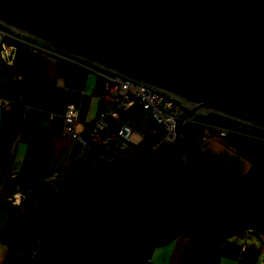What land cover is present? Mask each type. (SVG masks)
I'll return each instance as SVG.
<instances>
[{"label":"water","instance_id":"water-1","mask_svg":"<svg viewBox=\"0 0 264 264\" xmlns=\"http://www.w3.org/2000/svg\"><path fill=\"white\" fill-rule=\"evenodd\" d=\"M0 26L192 105L157 159L65 211V261L91 252L106 263L187 217L264 234V188L253 182L264 154L240 148L253 165L240 180L180 132L202 111L264 131V0H0Z\"/></svg>","mask_w":264,"mask_h":264},{"label":"crops","instance_id":"crops-1","mask_svg":"<svg viewBox=\"0 0 264 264\" xmlns=\"http://www.w3.org/2000/svg\"><path fill=\"white\" fill-rule=\"evenodd\" d=\"M3 49L0 53V102L5 104L4 108L0 104V264L10 256L9 244L17 239L15 226L22 212V204L11 198L19 193L24 200L54 169H58L62 178L82 155L83 148L62 134V113L69 106L75 108V129L81 132L85 124L96 118L101 104H109L106 97L98 100L102 83L87 67L42 53L26 43L8 41ZM115 125L110 120L109 129L102 134H114ZM84 137L93 150L104 146L105 141L100 137L87 134ZM140 137L144 136L133 132L131 145H136ZM193 231V224H183L174 239L152 248L148 260L142 264H200L202 247L207 243L212 252L210 264H264V234L252 227L233 231L222 240H218L221 229L217 233L210 230L194 233L199 257L187 262ZM18 257L22 263L23 256L18 254Z\"/></svg>","mask_w":264,"mask_h":264},{"label":"trees","instance_id":"trees-1","mask_svg":"<svg viewBox=\"0 0 264 264\" xmlns=\"http://www.w3.org/2000/svg\"><path fill=\"white\" fill-rule=\"evenodd\" d=\"M157 135L154 133L148 137H143L133 145L130 151L114 150L100 147L99 151L91 149L73 163L69 170L74 167L80 171V166L84 170L80 176L73 178L65 174L58 181L48 184V187L39 184V188L31 194L26 195L25 201L22 202V212L16 228L17 239L9 244L10 256L5 259L4 264H22L18 257H30L32 264H59L58 257L60 252L65 250L66 242L63 234V217L66 210L90 199L92 195L103 192L115 182L123 178H131L139 170L145 160L147 150L153 145ZM191 144L194 143L191 139ZM105 146V145H104ZM95 152V154H94ZM92 154V155H90ZM90 155V156H89ZM89 158H88V157ZM87 158L86 160H84ZM36 218L43 222L44 238L40 249H36L37 238L39 237L40 228L37 226ZM191 223L194 225V231L191 233L189 252L187 262L198 260L199 252L196 248L195 234L202 230L216 231V227L207 219L187 217L161 241L144 242L134 247H123L116 250L114 255L108 259L106 264H142L148 260L152 248L161 246L170 239H174L183 224ZM238 229H229L220 232L218 240L230 236L233 231L248 229L249 225L235 226ZM8 231V230H7ZM11 232V231H9ZM8 232V233H9ZM258 232V231H257ZM90 258L83 264H94L92 257L94 253L86 252ZM87 254V255H88ZM91 259V260H89ZM104 264V263H103ZM195 264V263H194Z\"/></svg>","mask_w":264,"mask_h":264},{"label":"rangeland","instance_id":"rangeland-1","mask_svg":"<svg viewBox=\"0 0 264 264\" xmlns=\"http://www.w3.org/2000/svg\"><path fill=\"white\" fill-rule=\"evenodd\" d=\"M0 30L4 31H10L7 28L0 26ZM14 39L16 40H22L27 42L28 44H36V42L32 39H28V37L20 36L17 34H11ZM11 42H17L11 39ZM60 53V52H59ZM62 54V53H61ZM65 55V54H64ZM93 67V66H90ZM94 68V67H93ZM109 101V100H108ZM178 105V104H177ZM180 106V105H178ZM179 111V114H183L186 112V110L181 111L182 108L177 109ZM121 121L126 124L127 127H130L133 132L136 134L141 135L142 137H148L149 135L153 133H157V128L153 126V123L148 119L147 115L144 113L139 112L137 109H131L128 112H125L124 114L120 115ZM177 119V118H176ZM181 138L183 140L189 142L191 144L192 140L194 143L192 144L198 152H200L204 157H206L208 160L211 161V163L223 166L228 170L233 177H236L241 180V178H244L246 175L250 174V172L253 169L252 165V159L245 154L242 150H240L241 147L249 148L253 151L260 152L264 154V131L259 130L256 128H251V126L244 125L241 123H238L234 120L223 118L222 116H218L215 114H210L208 112H198L197 114H194L193 118L189 122H184L181 127ZM92 136L100 137L101 139H104V145H99L97 149L92 150L93 151H99V147H105L106 149L114 150V153L119 151L120 149L128 150L132 148V145H126L122 143L119 138L111 133H94ZM158 137V136H157ZM157 141V138H155V141ZM152 148V147H151ZM90 149L89 144L86 146H83L82 149V156L85 157L84 153L85 151L88 152ZM185 157L182 159L179 166L185 168V164L188 163V161L191 159V153L188 151H185ZM95 154V152H94ZM146 157L144 160V163L140 169L137 170V172L134 174H138L142 168H144V165H147L148 163L152 162L153 160L157 159V157L160 155L159 153L148 152L145 153ZM92 155V154H90ZM89 155V156H90ZM88 157V156H87ZM89 158V157H88ZM85 158L84 160H86ZM83 168V166H80L79 168ZM77 168V167H76ZM76 168L72 167L69 172L67 173L69 176H73V178H77L81 175V173L84 171H76ZM78 169V168H77ZM132 175V176H134ZM253 182L254 185L264 188V162H262L255 174L253 176ZM48 187V185H46ZM87 200V199H86ZM75 207V206H73ZM72 207V208H73ZM71 209V208H70ZM37 226L40 228L39 231V237L37 238L36 242V249H40L43 238H44V230H43V222L36 218ZM65 223V222H63ZM220 229L216 227V232H219ZM63 234L66 247L65 250L60 252L61 254L58 257V263L59 264H83L84 261H86L88 258H90L88 253H83L78 258L77 257H71L70 259L64 258L65 251L68 247V239L67 237V226L63 224ZM206 234H210L209 232H206ZM88 254V255H87ZM94 259V257H92ZM23 264H32V261L30 257H24L21 258ZM91 260V259H89ZM93 261V260H92ZM108 261V260H107ZM107 263V262H106ZM104 262V264H106Z\"/></svg>","mask_w":264,"mask_h":264},{"label":"built area","instance_id":"built-area-1","mask_svg":"<svg viewBox=\"0 0 264 264\" xmlns=\"http://www.w3.org/2000/svg\"><path fill=\"white\" fill-rule=\"evenodd\" d=\"M11 34H14L11 30H0V53L4 51L3 48L6 46V42H11V39H13L19 44L26 43L28 46L30 45L33 48L41 50L42 53L44 52L58 59H65L70 63L72 62L83 65L101 80L102 92L100 93L98 100L100 101L101 98L106 97V99L109 100V104H101V108L98 111L96 118L87 123V125L85 124L81 128V132L75 129L77 127L76 109L69 106L65 109V112L62 113V134L69 138L71 140L70 142L83 148V146L87 145L84 134H87L90 137H92L94 133L101 134V132L109 129V122L113 119L116 124L114 134L125 144V146H129L134 142L132 140L133 130L130 127H127L119 117L121 114H124L131 109H137L139 112L146 114L148 119L153 123V126L157 128V133H154L158 136L157 141L153 143L151 146L152 148L150 147L146 153L155 151L160 154V152L169 144L171 145L174 140V123L179 114L177 109L182 108L181 111L188 109L191 105L189 102L171 96L168 97L166 94L154 90V88L150 86L126 79L117 73H112L101 68L98 69V67L95 66H93L94 68L90 67L92 65L87 63L84 64V62L75 60L72 57L70 58V56L64 55L63 53L61 54L59 51L56 52V50L50 47L42 46V44H39L36 41V44L34 45L31 43L28 44L22 40H16ZM0 104L3 108L5 107L4 102H0ZM140 139L143 138L140 137ZM60 178L58 169H54L48 174V176L42 179L41 184L48 185L58 181ZM23 197L22 194L20 195L18 193L15 194L11 200L18 204H22L24 201Z\"/></svg>","mask_w":264,"mask_h":264},{"label":"bare ground","instance_id":"bare-ground-1","mask_svg":"<svg viewBox=\"0 0 264 264\" xmlns=\"http://www.w3.org/2000/svg\"><path fill=\"white\" fill-rule=\"evenodd\" d=\"M192 107L191 105L189 106V108Z\"/></svg>","mask_w":264,"mask_h":264},{"label":"flooded vegetation","instance_id":"flooded-vegetation-1","mask_svg":"<svg viewBox=\"0 0 264 264\" xmlns=\"http://www.w3.org/2000/svg\"><path fill=\"white\" fill-rule=\"evenodd\" d=\"M222 231H224V230H222Z\"/></svg>","mask_w":264,"mask_h":264}]
</instances>
